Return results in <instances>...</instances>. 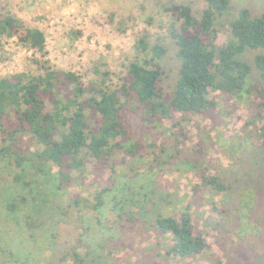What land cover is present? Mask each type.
<instances>
[{"label": "rangeland", "instance_id": "374dc122", "mask_svg": "<svg viewBox=\"0 0 264 264\" xmlns=\"http://www.w3.org/2000/svg\"><path fill=\"white\" fill-rule=\"evenodd\" d=\"M229 1V13L216 22L218 45L227 42L241 9L264 13V0ZM176 4L190 6L196 16L205 8L203 0H0V12L43 31L58 70L73 71L87 83L100 81L107 71L112 88L127 80L136 42L146 36L150 45L167 49L160 86L171 95L180 60L166 8ZM263 53L247 49L239 57L252 67L249 82L262 80L255 59ZM38 58L16 38L0 40V79L42 74ZM217 102L208 118L175 114L150 127L142 111L127 113L139 154L118 160L114 172L93 165L86 181L96 185L72 189L93 199L115 177L116 189L98 212L80 215L69 208L57 166L44 175L0 157V264H60L74 248H83L88 264H264V148L252 142L255 130L246 125L255 111L221 95ZM200 173L219 178L227 190L215 194L204 188L199 200L194 188L202 182ZM186 206L208 248L195 258L169 257L173 236L153 224L157 216H177Z\"/></svg>", "mask_w": 264, "mask_h": 264}, {"label": "trees", "instance_id": "16d2710c", "mask_svg": "<svg viewBox=\"0 0 264 264\" xmlns=\"http://www.w3.org/2000/svg\"><path fill=\"white\" fill-rule=\"evenodd\" d=\"M199 16L188 5L166 8L172 22L168 34L177 48L179 77L171 95L160 83L167 49L150 45L143 36L136 42L137 57L128 67L127 80L112 88L109 73H100V81L87 83L73 71L58 70L49 59L48 40L39 28H30L19 17L0 12V40L18 39L19 43L39 55L40 75L21 74L0 79V157L18 168L31 165L50 175L58 167L59 189L69 193V208L80 215L101 210L105 198L115 191L102 187L93 199L75 187L89 191L96 184L86 181L91 168H111L118 160L134 158L140 144L132 141L126 114L143 112L147 127L162 120H173L175 114L208 118L218 109L217 97L230 102L246 103L254 114L246 125L254 128L252 142L264 148V53L255 59L262 80L249 82L252 67L239 59L247 50L264 49V13L253 16L241 9L227 30L228 40L218 45L217 20L230 11L229 0H203ZM187 120V119H185ZM201 184L194 194L202 199V189L218 194L227 190L217 177L200 173ZM153 227L161 234H171L173 243L167 256L195 258L208 248L204 233L193 222L189 206L177 216L159 215ZM82 250V251H80ZM74 248L60 264H88L83 248Z\"/></svg>", "mask_w": 264, "mask_h": 264}]
</instances>
